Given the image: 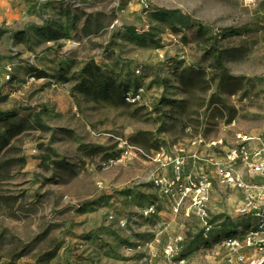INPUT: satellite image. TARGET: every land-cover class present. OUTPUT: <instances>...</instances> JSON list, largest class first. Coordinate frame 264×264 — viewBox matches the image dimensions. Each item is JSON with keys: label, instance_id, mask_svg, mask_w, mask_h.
<instances>
[{"label": "rangeland", "instance_id": "obj_1", "mask_svg": "<svg viewBox=\"0 0 264 264\" xmlns=\"http://www.w3.org/2000/svg\"><path fill=\"white\" fill-rule=\"evenodd\" d=\"M147 1L148 15L139 0H0V113L36 128L7 158L25 166L0 185V264H225V235L249 222L211 162L240 139L264 143V0ZM90 63L140 100L77 95ZM201 177L214 183L209 235L182 193Z\"/></svg>", "mask_w": 264, "mask_h": 264}, {"label": "built area", "instance_id": "obj_2", "mask_svg": "<svg viewBox=\"0 0 264 264\" xmlns=\"http://www.w3.org/2000/svg\"><path fill=\"white\" fill-rule=\"evenodd\" d=\"M139 4L146 15L151 13L147 0H139ZM11 74L12 71L7 70V81L10 80ZM140 98V95L130 92L126 101L134 105ZM254 142L248 138L240 139L237 147L223 153L221 162H211L218 182L226 188L238 191L243 198V206L236 214L251 223L249 231L243 233V230L239 229V232L244 235L224 241L222 246L226 252L225 264H264V146L255 149L251 146ZM221 146V144L213 143L210 148L215 150ZM173 166L175 171L173 186H180L184 179L185 160L177 158ZM241 168L245 170L249 182L246 181ZM213 188L214 183L208 177H201L190 181L182 192L185 198L186 194H194L193 207L207 235L214 232L206 213ZM247 251H252L254 257L244 256L243 254Z\"/></svg>", "mask_w": 264, "mask_h": 264}, {"label": "trees", "instance_id": "obj_3", "mask_svg": "<svg viewBox=\"0 0 264 264\" xmlns=\"http://www.w3.org/2000/svg\"><path fill=\"white\" fill-rule=\"evenodd\" d=\"M196 36L198 41L206 46L212 43L211 40L207 43V33L203 28L198 29ZM239 36L240 35L235 32L231 33V38ZM13 39L17 45L25 44V36L22 34H14ZM207 48L208 52H213L215 54L214 62L220 75L222 77H227V70L223 65V56L225 53L216 48L215 42ZM59 80L64 84H69L70 82L63 77V75L59 77ZM77 81L78 85L75 87L74 92L77 95L82 96L87 101L94 104H106L115 107L130 106L126 101L128 94L130 93V87L117 85L109 74L105 73L94 63H90L82 69ZM35 123L38 126L41 125L42 121L40 116L35 117ZM9 124L10 117L0 113V128H7L4 135L0 134V185L8 182L14 172H18V169L22 170L25 166V159L23 158L15 160L7 159L9 155L17 153V150L12 146V143L22 137L25 132H32L36 130V128L32 127L28 121H21L20 124L12 126ZM120 158L121 152L114 156L106 155L103 159V164L109 165L110 163L119 161ZM46 160L47 159H44L45 162H47ZM250 226L251 223L248 222L241 228L237 227L236 229H233L230 233L225 235L224 241L238 237L237 234H239V229H242L243 233L249 231Z\"/></svg>", "mask_w": 264, "mask_h": 264}, {"label": "crops", "instance_id": "obj_4", "mask_svg": "<svg viewBox=\"0 0 264 264\" xmlns=\"http://www.w3.org/2000/svg\"><path fill=\"white\" fill-rule=\"evenodd\" d=\"M251 146L253 147V148H255V149H257V148H261L262 146H264V143L261 141H259V142H255V143H252L251 144ZM241 171H242V173H244V175L246 176V181L247 182H249V178L247 177V174H246V172H245V170L243 169V168H241ZM208 172H210L211 174H212V176H215L214 174H215V172L212 170V169H210V170H208ZM215 178V177H214ZM216 179V178H215ZM241 195V194H240ZM239 194H236L235 196V199H234V204H237L238 205V208L240 209L242 206H243V198H242V196H240ZM238 197H241L240 199L238 198ZM238 209V210H239ZM237 210V211H238ZM237 211H236V213H237Z\"/></svg>", "mask_w": 264, "mask_h": 264}]
</instances>
